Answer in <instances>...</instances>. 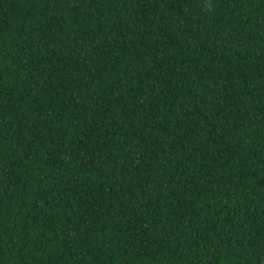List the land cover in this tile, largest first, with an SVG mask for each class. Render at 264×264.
Segmentation results:
<instances>
[{
    "label": "trees",
    "instance_id": "trees-1",
    "mask_svg": "<svg viewBox=\"0 0 264 264\" xmlns=\"http://www.w3.org/2000/svg\"><path fill=\"white\" fill-rule=\"evenodd\" d=\"M0 264H264V0H0Z\"/></svg>",
    "mask_w": 264,
    "mask_h": 264
}]
</instances>
